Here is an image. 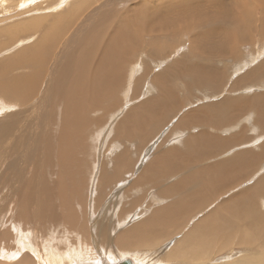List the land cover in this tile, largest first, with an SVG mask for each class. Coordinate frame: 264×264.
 Masks as SVG:
<instances>
[{"label":"rangeland","instance_id":"1","mask_svg":"<svg viewBox=\"0 0 264 264\" xmlns=\"http://www.w3.org/2000/svg\"><path fill=\"white\" fill-rule=\"evenodd\" d=\"M22 1L23 0H0V42L1 44H4V46L0 48V62L1 60L5 61L8 56H12L18 50L22 51L26 48V51H29L32 48L36 51V54H34L33 58L30 59L29 57L22 58L20 54L16 55L17 57L19 55L20 56L16 61L18 63L15 65L13 73L24 75L17 76V79L18 82L26 81V88L23 94H19L18 96L16 95V98L12 102L13 108L9 107L7 105L8 103L6 105H0V218H2L0 222L3 225L2 226L0 224V238L6 241L5 247V241L2 240L1 242L0 239V248L3 247V249L6 250H0V263H5L7 261L8 263L11 262L14 264H50L47 260L38 259V257H43L42 255H44V249L48 246L47 242H51L55 244L56 248H64L67 245H70L74 248L82 249L91 253L90 258H79L74 263L72 262L70 264H117L125 258L130 259L133 264H179V260H188L186 259V253H193L195 251L203 252V250H208L210 252L212 247V253L211 255H208L210 258H216L227 253L231 254L233 257L248 255L257 257L261 255L262 259L257 257L253 260L256 263L253 264H264V225L262 228L255 226L258 221L264 220V195L262 196L260 194L257 196L253 192H250L253 190L251 186L246 188V193L242 190L232 196L227 195L226 200L221 197V192L225 188H232L235 181L228 187L224 186L212 188L210 186L211 199L209 198L207 200L208 203H202L203 206L201 208L199 207L201 204V200L199 199H201V197L196 200V197H192L191 195L187 198V200L182 201L181 197L177 193L169 197L161 194L157 190V188L161 189V187L157 186V184L162 182L161 177H152V180L148 179L146 182H144L142 178L139 179V181H136L144 169L153 165L157 155L160 157H170L176 162L175 155L169 153L172 152L169 150V146H178V150L183 149L181 143L187 140L188 134L192 133L193 138H196L198 144L202 143V139L205 141L206 138L199 136L190 126L192 124L191 122L194 121V118L189 119L186 116L192 111H197V113H200L201 111L202 115L208 114L204 108H201L203 105H208V102L210 101H214L215 103L220 102V100L226 97H233V104H238V111L236 112L237 117L233 119L231 123V126L233 124V127L237 126L235 128L237 131L234 130L233 132L235 133L228 136L226 135L228 132L227 130L230 131L231 129L224 128L223 130L226 129V131H217L218 133L221 132V135L219 136L211 130L210 127H198V129L201 131L203 130L206 135L209 133L211 136L217 137L221 140H231V143L226 144V150L231 148L237 141V138H233L236 134L243 136L239 142L256 139V144L254 143L252 146L255 147L253 148V150L255 149L254 155L258 156V161H264V158L262 157V154L264 155V138L257 137L259 134L257 127L264 123V115H262V110L258 108L254 109V107L260 106V102H263L260 100V97L264 95V77H258L256 75L246 78V76H248V70H251L264 60V37L262 38L258 32V34L255 31L252 32L249 28L246 35L251 40H247V43L239 42L238 47L235 48V51L238 52L241 57V61L237 63L236 60L233 61L231 59V47L234 45L235 40L232 37L225 39L224 24L213 26L212 24L218 23L210 22V24L209 22H204L197 23L192 28L194 34L199 33L197 37L203 33H208L209 30H212L215 33L214 35H211L209 40L202 41V45L204 46L200 50L198 47L193 50V44H191V33L182 29L183 27L190 26L188 23H182L181 29L177 28L179 34L177 38L163 37L166 39H164L165 41L163 39L157 40H163L165 44L153 41V37L149 33L139 34L138 41L139 47H141L139 49L143 50L140 53H138V51L128 54V57L130 58H128L129 66L127 65V69H125V72L127 73L124 71L122 72L123 79H119L118 83L113 82L110 85V88L113 89L110 93L111 96L97 102L93 106V102L87 94V89L89 87L88 85L85 86L84 83L76 89L75 92H78L77 94H67L70 89L69 77L71 78L74 74L73 71L75 70V66H73L74 63H68L69 53L73 54L74 51L72 50V47H78L79 44L74 41L79 39V36L83 38L84 36L82 35H84V32L87 33L88 30L91 31V33L92 30L96 32L95 29L91 30L89 25H86V28L83 29V24L86 19L89 18L91 21H96L99 16H104L102 18L108 20L107 27L110 28L112 24H117L119 19L122 16L125 18L126 15V9L122 10L118 16L116 13H113V9L111 8L114 7L116 9H123L128 4L130 6L136 4L139 5L143 3V0L142 2H140V0H107L109 2L106 0H79L78 8H82V11L83 8H85L86 11L83 15L78 17L75 24L72 23L73 25L70 24V21L67 23L65 18H63V15L66 13L63 11V8L66 11L68 6L70 7L72 0H70L69 5H66L65 7L64 4H61L62 0ZM44 1L48 3H45ZM163 1L164 0H144L148 6H154L156 8L154 9L155 11L161 7ZM169 1L173 2L172 6H178L180 3L179 0ZM233 1L236 0H215L213 2L221 3L220 5L227 4L229 7ZM239 1L244 9L246 8V12L250 10L249 14L251 15V18L254 19V22L251 23V25H255V27L259 28V24H261L260 15L264 9V0ZM37 2L41 3V5ZM88 5H90L89 10L86 9ZM219 6L207 7L206 11L208 12L206 14L208 15L209 13V15H211L212 13L210 14L209 12L211 10L213 13L220 10ZM177 10H179V8ZM237 10L238 9H236V12ZM199 11L201 10L199 9ZM55 13H57V15ZM243 14H245V12H243ZM39 16H41L44 20ZM55 17L56 19L58 18V26L61 25L59 27L58 34H60L63 29L70 31L66 35L68 40L64 37L65 39L59 41L58 45L54 48L52 43H45V38L49 35L47 36V34H44L43 32L48 29V25L46 24L53 23L52 21ZM85 17L87 18L85 19ZM45 19L48 20L46 21ZM40 21L42 22L40 23ZM24 23H28L29 30L25 29L26 25ZM107 23H105V25ZM63 24L69 27H64ZM199 24H201V26ZM226 24H228V26L232 25L233 20L226 22ZM246 24L247 23H245V25ZM9 26H16V30H18L20 26H24L23 30L22 28H19V30L23 32L18 33V31L15 32L14 30L12 33L13 39H7L6 37L8 35L4 34V28ZM74 28L77 32L74 31ZM100 29H102V27ZM54 30L55 27L50 31V33L56 34V31ZM81 30L85 31L83 32ZM78 33H80L79 36ZM58 34H56V38L59 37ZM94 34H91V36ZM42 35L43 37L41 38ZM75 35L76 37H74ZM209 35L210 34H208V36ZM217 36L220 37V40L217 39ZM73 37L76 39L74 40ZM60 38H58L57 41ZM108 39L109 38L102 39L101 43H106ZM221 39L228 42L225 57H223L225 55V42ZM11 40L13 41V44L11 43ZM65 43L67 44L65 45ZM10 44L12 45L11 47ZM6 45L7 47H5ZM155 46V51L157 52L154 56L150 51H152ZM49 47L51 48L49 49ZM208 48H212L213 51L219 54L216 55L220 57H211L213 59L209 60L208 56L202 55L201 53L207 51ZM184 58L191 61L193 64L196 63V60L199 62L215 61L217 63L216 66L221 68L219 83H217L214 88L212 86L210 87L211 89H214L213 96L215 98L212 99L213 96L210 97L208 92L203 91L202 93L193 89L190 93L191 99L188 98L190 99V103L186 101V99L184 102V94L181 93V89L183 87L180 86L182 83L183 85L185 84L183 81H185L187 77L178 76L177 79L172 80L167 77L165 80L169 81L168 87H172V89L176 91L177 89L179 90L176 92L178 93L177 100L179 106L183 103L184 106L188 108L187 112L183 111L185 114L182 112L181 108L177 115L173 117L172 114L169 119L177 120L179 118L180 122H184L186 120L188 121L189 119L190 125L187 126L186 124H183V126L179 128L174 125L178 122L165 121L168 124H164V127L161 126L160 128L154 127V129L159 131V133L157 135H145L144 137L146 140H143L142 134L141 136L140 134H135V129L133 130L134 133L129 134L123 126H121V121L124 122L126 120V116L133 113V108H136L140 104L142 105L145 99L133 104L135 100L139 99V94L142 98L146 96V99L152 97L150 95L153 93H156V96L154 97H159L161 94V84L159 80H153V77L166 71V69L176 70V67L174 66L175 62L177 63V61H182ZM31 59L36 60H33L32 62ZM56 62L57 65H55ZM130 63L133 65V70L130 67ZM50 66L54 68L52 69ZM205 67L208 70L213 71V68H210L211 66L209 65V62L204 65V68ZM70 71L72 72L70 73ZM26 72H28V76L26 75ZM6 73L7 71L4 75H6ZM30 73L33 74L31 75ZM124 73L126 75H124ZM238 78H243V80L242 82L240 80L239 84L235 85ZM233 83L235 86H233ZM21 86L22 85H18V89ZM139 86H142L140 91ZM230 86L238 87L239 89H242V91L239 89L236 91L235 88L232 89ZM84 88L86 90V96L82 92ZM230 88L232 89V92ZM159 92L160 94L158 95ZM234 92L235 94H233ZM82 96L87 98L85 99ZM7 100L10 101L9 98ZM75 100L78 102L77 105L75 104ZM262 100L264 99L262 98ZM80 102L83 103L81 104ZM174 103L175 98L172 96L170 105L174 106ZM7 106L11 109V111L7 108ZM3 108H6L7 110L5 111ZM83 108H86L87 110L85 109L83 111ZM244 111L245 113H242ZM180 116H183L184 118ZM201 117L203 118L204 116ZM56 118L58 121H56ZM237 121H239V124L241 125H239ZM248 122L249 124L247 125ZM93 123L94 125H92ZM162 123L164 122H161L160 125ZM147 124L149 126L151 123L148 120L139 122L142 129L148 128ZM166 125L168 127H165ZM132 128L134 127L132 126ZM73 130L77 132V136L72 133ZM223 132L225 134H223ZM198 140L201 141L199 142ZM80 142H84L87 145V147L85 146L86 149L84 151L80 150L81 148H84L83 143ZM260 144H263V146ZM235 148L249 149L243 144L240 146L236 145ZM61 153L63 156L60 155ZM225 155L227 156V154ZM222 156L223 154H221V157ZM201 162L194 166V171L197 173L200 168L202 169L205 167V163ZM214 163H216V161ZM138 164L143 165H139L140 170L134 172L132 168ZM248 165L250 164L245 166ZM181 167L184 169H179V172L186 176L184 171L188 169V166L182 164ZM64 169L65 171L67 169V172L65 173V175L67 174L66 176L63 174L64 172H62ZM70 170L72 172L68 175V171ZM253 170L255 169L250 171L243 170L245 173L242 177H239L237 173H239L240 170H237L230 173L228 175V179L237 180L241 178V180H238L241 181L240 184H236V186L243 188L252 182H246V180L247 178L252 177L250 172ZM258 173H260V171L255 173L253 178L258 175ZM218 176L219 174L214 177L216 180L215 182L221 180V176H219L220 178ZM178 177L180 178L178 175L173 180L175 181ZM173 180H169L170 182L165 184V186L171 185L170 183H173ZM256 181L257 179L255 182ZM243 183L245 184L240 186ZM207 186L209 189L208 184ZM74 187L75 191H73ZM196 189L199 191L202 187L200 188L197 186ZM67 190L70 194L77 191L76 195L79 194L82 201L76 204L73 199L68 198L64 194L63 191ZM203 190H206V188ZM217 191L218 195L216 197L215 195H212L216 194ZM144 195L149 198L145 206ZM201 196L206 197L204 196V192ZM214 197L216 201L213 202ZM173 200L180 201V205L183 208H188L190 206V209L195 212H193V214L192 212L189 214V211L182 213V216L184 217L188 214L189 216L182 220L181 228L174 232L171 237H168L160 243H158V239H156L152 245L143 243L137 247H133L131 245L124 246L123 244H125L126 241L121 243V239L118 238L120 234L126 232L127 229L131 227H137V224H135L136 221L149 218V214H146L145 212L146 210L151 213V210H155V208L160 205L167 203L170 206ZM10 201L12 203V207ZM233 201L235 202L234 204L231 203ZM4 202L7 203L4 204ZM174 202L175 205H178V202ZM219 202H226V204L221 206ZM254 202L258 203L256 209ZM219 206L226 211L219 216L220 218H218L219 223L217 227H214V224L210 221L200 222L203 216L210 218V214H208L210 212L217 217ZM10 207L12 209L11 213H9L11 211ZM7 208L8 210L10 209L8 213ZM229 208L231 209L230 211ZM70 214L74 215L75 222H66V217H70ZM255 216H259L260 219L259 217L256 219ZM156 217L157 216H155L154 219L146 221L147 223H144L141 228L138 227L144 237H146L147 234L156 232L158 230V225H163L162 222L158 223L156 221ZM138 218L141 219L138 220ZM198 223H200L203 228L193 227ZM183 226H185V228L180 231ZM108 227H110V229L106 230ZM83 229L85 230L83 231ZM188 233L200 236L201 239L193 241L198 243L199 246H197L195 250H192L190 247L183 246L181 249L178 248V250H173L174 252L179 251L178 254L174 253V255H182L183 257L175 259L167 257L168 251L172 248V245L174 244V246L177 247V244L179 243L178 241ZM49 239L57 240L48 241ZM235 241L237 243H234ZM29 243L31 246H29ZM246 245L248 247H246ZM15 247L18 248L19 251H16ZM7 249L10 250V253L8 254L7 252H9V250ZM231 249H233V252ZM245 249L246 251H249L246 252ZM35 250L39 251L35 253ZM238 250L241 251L242 254H239ZM14 251L16 252L14 253ZM4 253L9 257L2 256ZM121 253H123V256H121Z\"/></svg>","mask_w":264,"mask_h":264},{"label":"bare ground","instance_id":"2","mask_svg":"<svg viewBox=\"0 0 264 264\" xmlns=\"http://www.w3.org/2000/svg\"><path fill=\"white\" fill-rule=\"evenodd\" d=\"M41 1H39V2H41ZM69 1L70 0H62L61 1L62 2L61 4H64V7H65L66 5H69ZM179 1H180V3L178 4V6H172V3H173L172 1L164 0L162 2L161 7H160L161 9L158 8L157 11L154 10V9H156L154 6H153L154 8L151 7V5L148 6V4H146L144 2V0H143V3H141L139 5L136 4V5L130 6L128 4L123 9H118V8L116 9V8L113 7V8H111V9H113V13H116L118 16L120 15V12H122V10H125L126 9V15H125V18H123V16H122L119 19V21H118L117 24H112L113 22L112 23H109V24H112L110 26V28L107 27V25H108L107 21L108 20H106L105 18H102L104 16H102V17L99 16L97 19L95 18L96 21H91L89 18L86 19L87 17H85L86 21L83 24V29L86 28V25H89L90 28H91V30L92 29H95L96 32L94 30H92V33H91V31L88 30V32L85 33L84 32L85 30L84 31L81 30V31L84 32V35H82V36H84L83 38L81 36H79V34L81 33L80 31H79L80 33H78V36L80 37L79 39L74 38V37H76V35L73 37L74 40L76 39L74 42H78L79 44H78V47H72V50L74 51L73 54L69 53L70 55H69L68 63H71V64L74 63L73 66H75L74 67L75 70L73 71L74 74L73 75L71 74L73 77L72 76H71V78L69 77L70 89H69V92H67V94H71V93L77 94L78 92H75L76 89L79 88V86L82 83H84L85 86L88 85V87H89L87 89L88 90L87 94L91 98V100L93 102V106L97 102H99V101H101L103 99H107V97L111 96L110 93H111V91L113 89L110 88V85L113 82H117L118 83L119 82L118 81L119 79H123L122 78V76H123V73L122 72L123 71L125 72V69H127V65L129 66V64H128L129 63V61H128V58H129L128 57V54H130L132 52H138V51H139L138 53H140L143 50V49H139V48H141V47H139V41H138L139 40V34H148L149 33V34L152 35L153 41H155L156 43L162 42L163 44H165L163 42V40L165 38H163V37L177 38V36L179 35L178 34V31H177V28L178 29H181V24L182 23H188V24H190V26L183 27L182 29H184V31L186 30L188 33H191V44H193V50L197 49V47L200 50L204 46V45H202V41L209 40L211 38V35H214L215 33L212 30H209L208 33H203L202 35H200V36L197 37V35L199 33H195L194 34V31L192 30V28L197 23H204V22H209V23L210 22H215V23H218V24H212L213 26L214 25H218L219 26V24L220 25L221 24H224V26H225V28H224V30H225V33H224L225 39H228V38L232 37L235 40L234 45L231 47V53H232L231 59L233 61L236 60L237 63H239L241 61L240 60L241 57L238 54V52L235 51V48L238 47L239 42H241V43H247L248 42L247 40H249V41L251 40L246 35V32H247V30L249 28L252 30V32H254V31L256 33L258 32L259 35L262 38L264 37V9L262 11V14L260 15V20H261V24H259L260 27L257 28V27H255V25H253V26L251 25V23L254 22L253 21L254 19H252L251 18V15L249 14V11L250 10H248V12H246V8L244 9V7L241 5V3H240L239 0L233 1L232 4L229 5V7L227 6V4L220 5L221 3H214L213 1H215V0H202V1L201 0H179ZM206 1H208L209 3L206 2ZM25 2H26V0H25ZM78 2H79V0L78 1L77 0H72V3L70 5V7L68 6V8L66 9V11L63 8V11L66 12L65 15H63L64 16L63 18H65V21H67V23H68V21H70V24L71 25H73L72 23L75 24V22L78 19V17L81 16V15H83L85 13V11H86L85 8H83V11H82V8L81 9L78 8V5H79ZM107 2H109V1H107ZM140 2H142V0H140ZM190 2H192V3H190ZM11 3H13V2H11ZM11 3H8V4H11ZM45 3H48V2H45ZM99 3H101V2H99ZM38 4L41 5V3H38ZM222 4H224V3H222ZM90 5H91V3H90ZM90 5H88L86 7V9L89 10ZM109 5H110V3H109ZM99 6H100V4H99ZM210 6H213V7L214 6H217V7L219 6L220 7L219 8L220 10H217L216 12H214L215 14L211 10L212 12L211 11H209V12H210V14L211 13L212 14L209 15V13H208V15H207L206 13L208 11H206V9H207V7H210ZM178 8H179V10H177ZM199 9L201 11H199ZM236 9H238L237 12H236ZM160 10H161L162 13L160 12ZM243 12H245V14H243ZM55 14L57 15V13H55ZM41 16H39V17L41 18ZM252 16H253V14H252ZM112 18H114V17H112ZM41 19H43V18H41ZM115 19H113V20H115ZM61 20H62V18H61ZM93 20H94V18H93ZM231 20H233V24L228 26V24H226V22L231 21ZM41 22L42 21H40V23ZM52 22L53 23L46 24V25H48V29L46 31H44L43 33L44 34H47V36L48 35L50 36V37L48 36V37L45 38V43H52L53 44V47L55 48L58 45V42L59 41H61L62 39H65L64 37H66L67 33L70 30L67 31V30L63 29V30H61L60 34H58L59 33V27L61 26V25L58 26V24H59L58 23V18L56 19V17H55V19ZM105 23H107V24L105 25ZM245 23H247V24L245 25ZM10 24H11V22H10ZM24 24L26 25V28L25 29L26 30H29L28 23H24ZM64 24H66V23H64ZM64 24H63L64 27H69L67 25L65 26ZM71 25H70V27H71ZM173 25H176V26H173ZM199 25L201 26V24H199ZM23 27L24 26H20L19 28H22V30H23ZM54 27H55V30L54 31H56V34L59 35L58 38L61 37L58 41H57L58 38L55 37L56 34L50 33V31ZM101 27H102V29H100ZM19 28H18V30H16V26H9L7 28H4L5 29L4 30V34H7L8 35L6 38L7 39H13L12 33H13L14 30H15V32L18 31V33L23 32V31H20ZM88 29H89V27H88ZM71 31H72V29H71ZM74 31H76V29ZM93 31L95 32V34H94ZM88 33H89V35H88ZM91 34H94V35L91 36ZM208 34H210V35L208 36ZM42 37H43V35L41 36V38ZM101 37H102V39H106V38H109V39H108L107 42L105 41L106 43L102 44L101 43V40H102ZM66 39H67V37H66ZM158 39L159 40L160 39H163V40L157 41ZM217 39L220 40V37L217 36ZM221 40L224 41L223 39H221ZM12 42L13 41L11 40V43ZM74 42H73V44H74ZM224 42H225V55L224 56L222 55L223 57L226 56V51H227V46H228L227 45L228 42L227 41H224ZM67 43H65V45ZM2 46H4V44L3 43L1 44V42H0V48ZM11 46L12 45L10 44V47ZM27 46H29V45H27ZM5 47H7V45ZM51 47H52V45H51ZM51 47H49V49ZM3 49H4V47H3ZM155 49H156V46L153 48L152 51H150V52H152V55H154V56H155V54L157 52V51H155ZM25 51H26V48L24 50H22V51L18 50L12 56H10V57L8 56V58H6L5 61L1 60V62H0V105H2V104H5L6 105L8 103L7 105L9 107L13 108L12 107V102L16 98V95L18 96L19 94H23L24 93V90L26 88V81H20V82H18V79H17V76H19V75L20 76H24V75L23 74H19V75L18 74H15V73H13V70L15 69V65L18 63L16 61L19 59L18 57L20 55L22 56V58L29 57V59H30V58H33L34 54H36V51L34 49H32V48L29 51H26V52ZM49 53H50V51H49ZM17 54H20V55L17 57L16 56ZM201 54L208 56L209 57V60L213 59L211 57H214V58L215 57H220V56H218L219 55L218 53H216L215 51L212 50V48H208L207 51H205V52H203ZM216 54H218V55H216ZM33 60L35 61L36 59H33ZM33 60H32V62H33ZM54 60H55V58H54ZM130 62H131V60H130ZM208 62H209V65L211 66L210 68H213V71L212 70H208L206 67L204 68V65H206ZM48 63H46V64H48ZM131 63H130V67L132 68L133 65ZM55 65H57V62H56ZM216 65H217V63L215 61L214 62L213 61L199 62L197 60H196V63L193 64V63H191V61H189V60H187V59L184 58L182 61H177V63L175 62L174 66L176 67V70L166 69V71L162 72L161 74H157L155 77H153L154 78L153 80H155V79L156 80H159V82L161 84V94L159 92L158 95L160 94V96L157 97V98L155 97L156 99H153V98L146 99V96L144 95L145 96V100H144L145 103L143 102V104L137 110L139 112L138 121L139 122H142L144 120H148L151 123V125L149 124L150 127H159L160 128L164 124H167L164 121H167L169 119V117H171L172 114H173V117H174L181 110V108H182L183 105L179 106V103H178V100H177V94L178 93H176L179 90L177 89V91H176V90H173L172 87H168L169 81L165 80L167 77L170 80L177 79L178 76H180V77H184V76L187 77L185 79V81H183V82H185V84L183 85V83H182L181 86L179 85L180 87H183L182 89L181 88L180 89H181V93L184 94V96H183V98H184L183 101L184 102H185V99H186V101H188L190 103V101H189L191 99L190 98V93H191V91L193 89H195L196 91L202 92V93H203V91L208 92L209 96L212 97L213 96V92H214L213 90L214 89H211L210 87L212 86L214 88L217 85V83H219V79H220V70H221V68L218 67V66H216ZM37 67H38V64H37ZM50 67L52 68V66H50ZM64 68H66V67H64ZM164 69H165V67H164ZM132 70H133V68H132ZM6 71H7V73H6V75H4V73ZM71 72L72 71H70V73ZM144 72H145V70H144ZM157 72H159V71H157ZM125 73H127V72H125ZM125 73H124V75H126ZM130 73H132V72H130ZM30 74L32 75L33 73H30ZM26 75L28 76V72H26ZM256 75L258 77H264V60L260 64H258L257 66L253 67L251 70H248V76H246V78H250V77H253V76H256ZM240 80L242 82L243 78H238L237 81H236V83H235V85L239 84V81ZM121 82H122V80H121ZM18 85H22V86L18 89ZM152 85H153V83H152ZM235 85L233 83V86H235ZM155 86H157V85H155ZM230 87H232V86H230ZM234 88H235L236 91H238V89H239L238 87H232V89H234ZM81 89H82V87H81ZM232 89L230 88L231 92H232ZM261 89H262V87H261ZM239 90L242 91V89H239ZM248 90H249V87H248ZM82 92L86 96V90H85V88H84V90ZM244 92H246V91H244ZM67 94H62V95H67ZM233 94H235V92ZM172 96L175 98L174 106L170 105ZM242 96H243V94H242ZM82 97H84V96H82ZM261 97L264 99V95H262ZM261 97H260V100L264 102V100H262ZM8 98L10 99V101L7 100ZM84 98L86 99L87 97H84ZM188 98H190V99H188ZM214 98L215 97L213 96L212 99H214ZM2 99H3V101H2ZM85 99H84V101H85ZM56 102H57V100H56ZM233 102H234L233 97L223 98L222 100H220V102H217V103H215L214 101H210V102H208V105H203L202 104L203 106L201 107V108H204L208 114L202 115V112L201 111H200V113L199 112L197 113V111L196 112L195 111H192V112L190 111L191 113L190 114L186 113L188 115L187 116L185 115V116L188 117L189 119L194 118L195 122L193 120L192 121L194 123H196V126H198L200 128H209L210 127L211 130H213L219 136L221 135V132L218 133L217 131L223 130L224 128H226V129L227 128H230L231 130L230 131L227 130L228 132L226 133V135L229 136V135L235 133V132H233L234 130L237 131V129H235L237 127L236 125H235L236 127H233L234 124L231 126V123H232L233 119H235L237 117V113L236 112L238 111V104H233ZM263 102H260V106L254 107V109L255 108H258V109L262 110L261 111L262 112V115H264V103ZM77 103L78 102L76 101L75 104L77 105ZM26 105H27V103H26ZM84 105H85V103H84ZM8 106H7V108L10 109ZM62 106H64V105H62ZM85 109L83 108V111ZM198 109L201 110L200 108H198ZM3 110L6 111L7 109L6 108L5 109L3 108ZM10 111H11V109H10ZM245 111H247V110H245ZM245 111L242 112V113H245ZM78 113H79V111H78ZM135 113H136V111H135ZM183 113L185 114V112H183ZM79 116H80V113H79ZM82 116H83V114H82ZM201 116H204V117L202 118ZM180 117L184 118L183 116H180ZM76 118H77V116H76ZM246 118H249V117H246ZM189 119H188V121L186 120V122L189 123ZM241 119H243V118H241ZM177 120H178L179 123H175L174 125L175 126H178L179 128L182 127L183 124L180 123L179 118ZM56 121H58V119ZM239 121H237L238 124H239ZM161 122H164V123H162L160 125ZM181 122H183V121H181ZM193 122H191V123H193ZM183 123H185V121ZM252 123H254V122H252ZM248 124H249V122L247 123V125ZM64 125H65V123H64ZM66 125H67V123H66ZM92 125H94V123ZM123 125H124L123 128L129 134L134 133L133 132L134 128H132V126H130V123H124ZM239 125H241V124H239ZM147 126H148V124H147ZM54 127H56V126H54ZM165 127H168V126L166 125ZM252 128H253V126H252ZM258 128H259V130H258ZM226 129L223 130V131H226ZM173 130H176V129H173ZM134 131H135V134H140L136 130H134ZM257 131L259 132V134H258L257 137L264 138V123L262 125H259L257 127ZM238 132H239V130H238ZM72 133L77 136V132L75 130H73ZM199 133H200V135L203 138H206V139H205V141H203V139H202V141L200 140L202 143H199L198 146L196 145L197 146V150H196V148L194 146H192V147H190V150L188 149L189 152L188 151L185 152V150H183V149H179V150H182L183 153H181V151H179L178 153L177 152H170V154L175 155L176 162L179 163V164H177L175 161H173V159L170 158V157H163V156L160 157V156L157 155L156 156L157 158L154 161L153 165H151L148 168H146L147 170L144 169V168H142L144 170L138 176V178L136 179V181H139V179L142 178L143 181L146 182L148 179L149 180H152V177H155V178L156 177H161L162 182H160L159 184H157V186L161 187V189L160 188H157V190L161 194L167 195L169 197V196L175 195L177 193L181 197V200L182 201L187 200V198H189L191 195H192V197H196V200L201 197V199H199V200H201V204L199 205V207L202 208V206H203L202 203H208L207 200L209 198L211 199L210 186L212 188L224 187V186L225 187H228V186H230L231 184H233V182L235 180L228 179V175L230 173H233V172L239 170L238 169V164H240L242 166H245L247 164H251L252 162H255L257 160V158H258V156H255L254 155V150L255 149L253 150V148H255V147H252L254 145L255 141H257L256 139L254 140L252 138L253 140H250V141L239 142L240 139H241V137H243V136L242 135L240 136L239 134H236V135L233 136V138H237V141L235 142V144L231 148H229V149L226 150V144L231 143L232 142L231 140H227V139L221 140V139H219L217 137L211 136L209 133H208V135H206V134H204V131L203 130L201 132H199ZM223 134H225V133L223 132ZM140 136H141V134H140ZM142 136H143V140H144L145 137H144L143 134H142ZM88 137H89V135H88ZM260 140H261V138H260ZM80 143H83V146H84V148H81L82 147L81 146L80 147L81 148L80 150L84 151L86 149L85 146L87 147V145L84 142H80ZM242 144L244 146L248 147L249 149L235 148L236 145L237 146H240ZM260 145L263 146V144H260ZM181 146H183V145L181 144ZM187 146H188V144H187ZM176 148L178 149V147H176ZM171 151H173V150H171ZM226 152H228V153H226ZM221 154H223L224 157L223 156L221 157ZM225 154H227V156ZM60 155H62V153ZM167 160H169V161H167ZM201 161H203L206 164V166L203 167L202 169L200 168V170L197 173V172L194 171V166L197 165ZM215 161H216V163H214ZM56 162H58V161H56ZM203 162H201V163H203ZM182 164H185V166H188V169L186 171H184L185 174H186V176L182 175L179 172V169H184L183 167H181ZM62 172H64L63 174L65 175V173L67 172V169H66V171L64 169ZM68 172H69L68 175H70V172H72V171L70 170ZM244 173H245V171L242 170V171H239V173H237V174L238 175H241V174H244ZM176 174H181L182 176L180 175V178L178 177L179 179L177 178L174 181L173 179L176 178V177H174V175H176ZM217 174H219V176H221V180L215 182L216 180H215L214 177H216ZM72 178H73V176H72ZM64 179H66V178H64ZM169 180H173L174 182L173 183H170L171 185H166L165 186V184H167L168 182H170ZM238 180H241V178H239V179L236 180L235 183L237 185H239L240 182H241V181H238ZM257 182L260 183V188H261L260 194L263 196L264 195V178L257 179V181L255 182L256 185H257ZM65 184H67V183H65ZM207 184L209 185V189H208ZM197 186H199L200 188L202 187V189L199 190V191H197V189H196ZM251 187L253 189L255 188L254 186H251ZM204 188H206V190H203ZM76 190H78V189H76ZM246 190L247 189L244 188L243 192L246 193ZM73 191H75V187H74V190ZM63 192H64V194L68 198L73 199V201L76 204L78 202L80 203L82 201L81 198H80V195L79 194L76 195V192L77 191L75 193H73V194H70L68 190L67 191H63ZM63 192H62V194H63ZM203 192H204V196H206V197H202L201 196L203 194ZM78 193H80V192H78ZM212 195H215V197H216L218 195V191H217L216 194H212ZM215 197L213 199V202L216 201L215 200ZM62 198H63V196H62ZM174 201L178 202V205H175V202ZM6 203L7 202H4V204H6ZM231 203L234 204L235 202L233 201ZM10 204H11V207H12L11 201H10ZM220 204L222 206V205H225L226 202H223V203H220ZM221 206L218 207L217 217L212 212H210V213H208V214H210V218H206V217L203 216V218L201 219L200 222L210 221V222H212L214 224V227H217L218 226V223H219L218 218H220L219 216L226 211L225 209H222ZM11 207H10V209H11ZM9 210L7 208V213L9 212ZM230 210L231 209L229 208V211ZM185 211L186 212L189 211V214H191V212H192V214H193V212H195L194 210H191L190 209V206L188 208L181 207L180 201H177V200H173L171 202V205L170 206L167 203L166 204H163V205H160L159 207H156L155 210H151V213H153L154 216H152V217H150L148 219H142V220H140L141 218H138V220H140V221H136V223H135V224H137L136 225L137 227H131V228L127 229V231L124 232V233H122V234H120L118 238L121 239V243H123V242L126 241V243L123 244L124 246L125 245L126 246L131 245L133 247H137V246H140L143 243H147L148 245H152L153 242H154V240H156V239H158L157 242L160 243L163 240L167 239L168 237H171L174 234V232L178 231L181 228V222H182V220H184V218H186L187 216H189V214L186 217L182 216V213L183 212L185 213ZM11 212H12V209H11V211L9 213H11ZM155 216H157L156 217V221L158 223L159 222H162L163 225L162 226H159L158 225V230L156 232L147 234L146 237H144V235L140 232L139 228H141L144 223H147L146 221L151 220V219H154ZM258 217L259 216H255L256 219ZM1 219L2 218H0V220ZM259 219H260V217H259ZM72 221H74V215L73 214H70V217H66V222H72ZM263 221L264 220L258 221L255 226L262 228L263 225H264V222ZM0 224H1V222H0ZM84 224H85V222H84ZM193 227L203 228V226L200 223L195 224ZM37 228H39V227H37ZM79 228H81V227H79ZM109 229H110V227L106 228V230H109ZM84 230L85 229H83V231ZM25 231H27V230H25ZM197 239H201L200 236H198V235H192V234L188 233L187 235H185L182 239H180L178 241L179 243L177 244L178 245L177 247L174 246V244L172 245V248L168 251L167 257H169L170 259H175V258H178V257H183L182 255L181 256L174 255V253L175 254H178L179 251H175V252L173 251V250H178V248L181 249L183 246L190 247L192 250H195L197 248V246H199V244L198 243H195L193 241L194 240H197ZM232 239H233V236H232ZM2 240H4V239H1V242H2ZM50 240L51 241H55L57 239H55V240L54 239H49L48 241H50ZM5 243H6V241L4 242V246L6 247V244ZM9 243H7V244H9ZM234 243H237V242L235 241ZM13 244H15V243H13ZM47 244H48V246L44 249V255H42L43 257H38V259L47 260L48 262H50V264H70L72 262L74 263L79 258H90V256H91V253H88L87 251H84L82 249L74 248V247H72L70 245H67L66 247L63 246L64 248H56L55 247V244H53L51 242L50 243L47 242ZM29 246H31L30 243H29ZM16 247H15L16 251L17 250L19 251V249L16 248ZM244 247H245V245H244ZM246 247H248V246L246 245ZM1 249L4 250L3 247L0 248V250ZM198 249H199V247H198ZM7 250H9V249H7ZM40 250H42V249H40ZM212 250H213V247L211 248L210 252L208 250H206V251L203 250V252H197V251H195L193 253L192 252L186 253V256L187 257L186 256H184V257H186V259H188V260H179V264H246V263L253 264V263H256L253 260H255L257 257H259L260 259H262V256L261 255L260 256H257V257L256 256H249V255L248 256H242V257H233L231 254H228V253L225 254V255H222V256H218L216 258H214V257L213 258H210L208 255H211ZM1 251H0V253H1ZM4 251H6V250H4ZM16 251H14V253ZM38 251L35 250L34 252L36 253ZM231 251L233 252V249H231ZM245 251H246V249H245ZM248 251H246V252H248ZM217 252H218V250H217ZM8 253H10V250H9V252H7V254ZM239 254H242L241 251H239ZM246 254H248V253H246ZM2 256L9 257L8 255L6 256L5 253ZM121 256H123V253H121ZM12 262H14V261H12ZM0 264H14V263H11V262L8 263L6 261L5 263L3 262V263H0ZM149 264H151V263H149Z\"/></svg>","mask_w":264,"mask_h":264},{"label":"crops","instance_id":"3","mask_svg":"<svg viewBox=\"0 0 264 264\" xmlns=\"http://www.w3.org/2000/svg\"><path fill=\"white\" fill-rule=\"evenodd\" d=\"M142 86H139V91H140V88H141ZM145 90V89H144ZM142 95V94H141ZM150 96H152V97H150V98H153V99H156L154 96H156V93H153L152 95H150ZM145 99V97L144 98H142L141 96H140V94H139V99L138 100H135L134 101V103L133 104H135V103H137V102H140V101H142V100H144ZM145 103V102H144ZM143 104V103H142ZM141 105V104H140ZM139 105V106H140ZM182 112L183 111H188V108L186 107V106H184V104L182 103ZM139 106H137L136 108H133V113H131L130 115H128V116H126V121H124V123H130V125H132L133 127H134V129L137 131V132H139L140 134H143L144 136L147 134V135H157L158 133H159V131H157V130H155L154 129V127H150V125L148 126V128H146V129H142L141 127H140V125H139V121H138V117H139V112L137 111L138 109H139ZM135 111H136V113H135ZM129 120V121H128ZM132 121V122H131ZM170 121H176V122H178V120H170V119H168L167 120V122H170ZM165 122V121H164ZM166 122V123H167ZM194 122H195V120H194ZM192 123V125H190V123H188V122H186L185 121V123L187 124V125H190L191 126V128H192V130H194V131H196L197 132V134L199 133V132H201V130H199L198 129V126H196V123ZM123 121H121V126H124L123 124ZM133 123V124H132ZM179 123V122H178ZM180 123H182V124H185V123H183V122H180ZM168 124V123H167ZM194 125V126H193ZM193 126V127H192ZM196 127V128H195ZM200 128V127H199ZM138 129V130H137ZM197 129V130H196ZM149 130V131H148ZM154 130V131H153ZM199 136H201L200 135V133L198 134ZM202 137V136H201ZM196 138H193V136H192V133H190V134H188V137H187V140H185L184 142H182L181 144L183 145V150H185V152H189V150H190V147H192V146H194L195 148H196V150H197V146H198V143H197V140H195ZM186 144V145H185ZM187 144H188V146H187ZM194 144V145H193ZM197 145V146H196ZM170 148H169V150H173L172 152H179V151H181L182 152V150H178L176 147H178V146H169ZM189 149V150H188ZM170 153V152H169ZM262 157L264 158V155L262 154ZM146 162V161H145ZM144 162V163H145ZM143 163V164H144ZM143 164H138V165H135L133 168H132V170L134 171V172H137V171H139L140 169H139V165H143ZM205 166H206V164H205ZM241 168V169H240ZM238 169L240 170V171H242V170H246V171H250V170H252V169H255V170H253V171H251L250 172V174H252V177H249V178H247V180H246V182H249V181H252L249 185H246L245 187H243V188H239V186H236V183H234V186L232 187V188H230V189H223V191L221 192V197H223L224 198V200H226L227 199V195H229V196H232V195H234V194H236V193H238V192H240V191H242V190H244V188L246 189L247 187H249V186H254L255 188L252 190V191H250V192H253L255 195H260V192H261V188H260V183L259 182H257V185H256V183H255V180L256 179H262V178H264V161H258V160H256V162H253V163H251L250 165H248V166H242V165H240V164H238ZM260 171V173H258V175H256L254 178H253V175L255 174V173H257V172H259ZM179 176L181 175V174H178ZM177 175H174V177H176ZM182 176V175H181ZM240 177L241 176H243V174H241V175H239ZM235 182H236V180H235ZM245 183H243V184H241L240 186H242V185H244ZM144 198H145V203H144V206H145V204L147 203V201H148V199L149 198H147V197H145V195H144ZM150 205V204H149ZM254 205H255V209L257 208V205H258V203L257 202H254ZM151 206V205H150ZM146 212V214H149V218L150 217H152V216H154V214L153 213H150L148 210H146L145 211ZM145 214V215H146ZM185 228V226H183V228L180 230V231H182L183 229Z\"/></svg>","mask_w":264,"mask_h":264},{"label":"water","instance_id":"4","mask_svg":"<svg viewBox=\"0 0 264 264\" xmlns=\"http://www.w3.org/2000/svg\"><path fill=\"white\" fill-rule=\"evenodd\" d=\"M82 264H90V263H82ZM117 264H133L132 261L130 259H124L122 261H120L119 263Z\"/></svg>","mask_w":264,"mask_h":264}]
</instances>
